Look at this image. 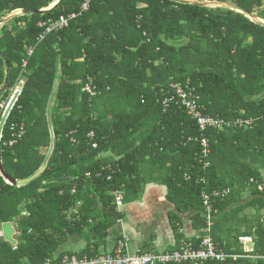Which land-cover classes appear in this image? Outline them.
<instances>
[{
  "label": "trees",
  "instance_id": "obj_1",
  "mask_svg": "<svg viewBox=\"0 0 264 264\" xmlns=\"http://www.w3.org/2000/svg\"><path fill=\"white\" fill-rule=\"evenodd\" d=\"M55 1L0 0V20L33 11L0 28V90L10 72L0 122L1 103L24 81L0 136L2 164L17 180L46 164L25 184L0 173V227L11 222L17 230L16 244L0 235V264L115 252L125 234L108 248L124 218L114 192L134 201L149 182L166 185L181 213L196 211L198 232L186 236L196 244L208 235L204 188L229 189L213 199L211 236L228 255L223 264H264V191L251 182L264 184V23L257 20L264 19V0H92L68 27L39 40L41 22L79 11L85 0L44 10ZM90 78L101 92L95 97L83 91ZM173 83L199 95L205 115L253 124L208 129L204 156L197 121L175 100L164 103L175 95ZM248 207L257 218L244 231L235 228ZM170 219L177 249L184 221L177 212ZM243 235H253L252 251ZM74 236L87 245L60 251Z\"/></svg>",
  "mask_w": 264,
  "mask_h": 264
},
{
  "label": "built area",
  "instance_id": "obj_2",
  "mask_svg": "<svg viewBox=\"0 0 264 264\" xmlns=\"http://www.w3.org/2000/svg\"><path fill=\"white\" fill-rule=\"evenodd\" d=\"M92 0H85L81 6L80 10L72 12L69 15H61L56 19H50L47 22H41V26H46L45 31L40 35L39 40L43 39L44 36L52 30H60L62 28L68 27L71 20H74L78 15H82L87 12L91 7ZM33 52V47H30L28 54L31 55ZM26 65V62L24 63ZM171 89L175 92L173 97H169L165 100V105L168 106L175 100L176 104L183 106L188 114L197 121L199 128L202 132L201 135V145L203 147L204 156H207L209 153V140L205 136V131L210 128H224L226 126L230 127H243L251 126L253 120H244L238 119L232 125L229 122L224 121L222 118H215L210 115H205L201 110L199 103L200 96L197 95L192 90L183 87L182 85L173 83L171 84ZM83 91L89 94L90 97H95L99 95L100 90L93 84V80L90 78L88 83L83 87ZM21 94V88L16 87L13 90L10 98L3 102L2 106L4 111L8 108L11 100L15 94ZM171 102V103H170ZM24 133V128L20 132V136ZM90 137H94V133H90ZM12 144V143H11ZM94 147L97 146V143H94ZM189 177V176H188ZM251 182L258 183V188L261 191H264V184L259 183L254 178L251 179ZM229 189H225L223 192L226 193ZM218 190H214L212 193L204 188L202 192V197L204 200V216L207 222V233L206 237H203L199 244L191 239L185 238L182 240L180 247L172 250H165L162 252H132L130 249V239L128 236L123 235V237L118 241L117 249L115 252L96 254L95 256L89 255H74V256H64L60 263L58 264H223L228 255L224 252L222 248L219 247L218 243L212 238L211 231L214 226V205L213 199L220 196L221 193ZM115 201L118 206L124 203V191H115ZM2 235V233H1ZM243 244L246 242H253L251 237H241ZM246 251H252L245 249ZM51 264V261L48 259V263Z\"/></svg>",
  "mask_w": 264,
  "mask_h": 264
},
{
  "label": "crops",
  "instance_id": "obj_3",
  "mask_svg": "<svg viewBox=\"0 0 264 264\" xmlns=\"http://www.w3.org/2000/svg\"><path fill=\"white\" fill-rule=\"evenodd\" d=\"M59 1L60 0L55 1V4L52 3L44 10L53 8L59 3ZM22 10L23 9L14 10L2 18L0 20V28L7 22H10V20L15 16H20L25 13ZM262 21L264 23V19ZM23 83L24 81L21 80L19 83L20 85H17L14 88L18 87L22 89ZM13 89L11 90V95L13 93ZM3 102L1 103V106ZM250 192V189H246L244 192V198L248 201L253 197ZM167 193L168 188L166 185L162 183L149 182L147 183L144 193L140 199L124 202L120 205L119 210L124 213V218L120 224H117V226L113 229L108 248L112 249V247L116 244L117 237L125 234L128 235L130 239V249L132 252H144L148 250L149 252H162L165 250L175 249L176 246H179L180 241L178 240V236L175 234L172 227L170 219V214L172 212L179 213L183 219L184 222L181 228L185 238L186 236L192 237L196 235L198 231L195 229L192 219L196 211L181 213L178 208L168 200ZM262 213H264V211H262ZM257 215L258 213L255 207H248L247 209L239 211V215L237 214L236 216L238 217L237 221L240 224L233 225L235 228L243 229L244 231L247 228V223L254 222ZM12 224L14 226V223ZM14 229L15 233L13 238L16 240L15 237L17 235V230L15 226ZM0 235H4L3 225L0 227ZM242 237L254 238L253 235H243ZM252 243L246 242L245 246L252 247ZM86 245L87 241L82 239L81 236H74L65 242L59 250L79 251Z\"/></svg>",
  "mask_w": 264,
  "mask_h": 264
},
{
  "label": "water",
  "instance_id": "obj_4",
  "mask_svg": "<svg viewBox=\"0 0 264 264\" xmlns=\"http://www.w3.org/2000/svg\"><path fill=\"white\" fill-rule=\"evenodd\" d=\"M188 1V0H185ZM216 3V2H215ZM222 4V3H221ZM23 12H33L32 10H22ZM3 56V55H2ZM7 68L9 67L8 62H6ZM9 69L7 70V76H6V84L2 87V89L0 90V97L5 93V91L8 88V81H9ZM19 98V94H15V96L13 97V99L11 100L10 104L8 105V108L6 109L2 120L0 122V136L1 133L3 131V128L5 126L6 120L11 112V110L13 109L14 105L16 104L17 100ZM46 168V164H44L40 170H38L33 176L26 178V179H22V180H17L12 178L4 169L3 164H2V160H1V149H0V173L4 176V178L11 184H25V183H29L30 181H32L33 179H35L36 177H38ZM3 233H4V237L6 240L10 241L13 244H16V240L13 238V235L15 233V229L14 226L11 222H6L3 224Z\"/></svg>",
  "mask_w": 264,
  "mask_h": 264
},
{
  "label": "rangeland",
  "instance_id": "obj_5",
  "mask_svg": "<svg viewBox=\"0 0 264 264\" xmlns=\"http://www.w3.org/2000/svg\"><path fill=\"white\" fill-rule=\"evenodd\" d=\"M205 4H207V5L211 6V7H218V6H219V7H222V8H228V7H230L229 4H226V3H222V4H221V3H218V2H216V3H215V2H205ZM257 20L262 21L263 19L261 20V19L257 18ZM262 22H263V21H262ZM18 85H20V84H18ZM15 89H16V88H14L13 90H15ZM248 210H249V209H248ZM248 210H247V211H248ZM250 242H251V241H250ZM251 243H252V242H251ZM245 244H246V243H245ZM245 244H244V248H245V249L252 250V248H253V243H252V247H246Z\"/></svg>",
  "mask_w": 264,
  "mask_h": 264
},
{
  "label": "bare ground",
  "instance_id": "obj_6",
  "mask_svg": "<svg viewBox=\"0 0 264 264\" xmlns=\"http://www.w3.org/2000/svg\"><path fill=\"white\" fill-rule=\"evenodd\" d=\"M55 4V3H54Z\"/></svg>",
  "mask_w": 264,
  "mask_h": 264
}]
</instances>
